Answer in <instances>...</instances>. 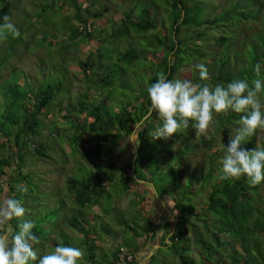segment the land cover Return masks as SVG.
Segmentation results:
<instances>
[{
	"label": "trees",
	"instance_id": "trees-1",
	"mask_svg": "<svg viewBox=\"0 0 264 264\" xmlns=\"http://www.w3.org/2000/svg\"><path fill=\"white\" fill-rule=\"evenodd\" d=\"M141 1L147 5L139 8ZM130 2V6L129 2L122 6V15L118 14L117 18L114 14L105 16L108 24L100 25L102 13L99 14V11L107 10V5L113 6L110 0H72L75 4L73 16L65 18L67 22L74 18L76 26L70 27V33L65 31L69 36L67 48L79 50L82 44L91 47L85 58L75 65L84 88L77 97H72L70 93L66 71L65 83H48V78L44 76L36 84L17 79L12 84L0 85L4 97L0 111V189L7 186L10 196L24 198L20 189L36 187L28 183L31 170L25 172V165L33 166V161L36 164L39 160H50L52 153L63 151L61 144L65 141L71 151L79 150L84 156L87 153L92 156L88 164L83 162L86 173L81 181L68 179L67 194L60 198L66 210L70 206L86 210L88 221L72 216L65 218L66 224H52V228H71L80 234L79 240L62 239L61 244L83 249L84 264H120L121 248L133 256L131 264H137L139 247L135 239L157 237L146 210H150L153 199L161 198L172 202L175 219L164 224L158 248L155 249L157 252L168 249L178 264H264V184L252 186L246 177L218 179L222 167L220 161L225 154L223 145L227 147L231 135H235L241 114L230 112L227 116H217L208 141L203 135L195 136L191 127L174 135L173 141H157L151 133L161 121L158 114L151 111L147 92L160 72H164L169 80L189 79L193 83L212 86L226 85L234 79L247 80L250 85L256 79L264 80V67L259 76L255 72L257 63L264 65V0ZM118 4L114 13L120 12ZM10 7L9 1L0 0V25L4 23L3 17L8 15ZM164 20L169 21L171 26L169 33H163L161 37V31L165 29ZM42 39L45 42V38ZM138 44L143 57L135 50ZM123 46L126 47L123 49ZM63 48L60 49L67 52V48ZM158 50L162 51L160 58L157 57ZM141 59L148 61L152 75L145 81H139L137 86L134 83L129 89H125L124 85L119 88L115 78L124 77V67ZM197 63L207 67L208 81L199 79V73L194 68ZM63 88L65 98L60 97ZM130 91L133 100L113 111L112 108L117 107L112 102L116 93L120 92L119 97H126L132 94ZM260 98L264 103V93ZM65 99L69 105L63 108ZM185 131L192 140L188 149H183L186 154L203 148L206 155L201 158L202 163L196 161L189 167L186 181L174 177V170L169 167L163 177L164 188H161L152 182L157 171H152V165L158 171L165 166V160L172 156L179 140L187 139L183 136ZM263 134L258 139V131L242 147L264 149ZM129 150H132L131 156ZM200 164L205 166L204 171L199 169ZM111 171L116 173L118 181L126 179L130 182L124 189L125 195L137 194L138 180L145 181L153 192L152 197H147L146 192L141 193L148 199L144 202V212L140 210V229L126 227L131 231L135 245L125 243L124 239L120 242L111 240L109 232L102 225L99 228L90 214L92 208L100 209V201L109 195ZM198 172L201 173L202 185L195 190ZM184 173L182 170L179 176ZM206 188L209 191L205 194ZM196 195L203 196L204 203L200 207L195 205L196 210H193L185 200L191 202ZM129 204L135 205L133 200H129ZM108 214L107 209H103L99 218L106 219ZM12 228L19 230L18 226ZM47 228L51 229L48 225ZM33 233L38 239L41 236L36 225ZM46 240L41 251L38 245H34L38 255L60 245L56 239ZM236 245L240 250L236 249ZM193 249L199 252V261L191 257ZM154 258L152 253L144 264H151Z\"/></svg>",
	"mask_w": 264,
	"mask_h": 264
},
{
	"label": "rangeland",
	"instance_id": "rangeland-1",
	"mask_svg": "<svg viewBox=\"0 0 264 264\" xmlns=\"http://www.w3.org/2000/svg\"><path fill=\"white\" fill-rule=\"evenodd\" d=\"M6 1H9L11 4L7 16L19 30L22 28V35L18 38H13L9 35L7 39H0V85L12 84L16 82L17 79L18 81L24 79L30 80L36 84L39 79L43 80L44 76L49 79L46 80L49 81L48 83L54 84L58 81L65 83L64 73L66 71L69 81L68 87L72 97H77L78 94L83 93L84 88L81 83V77L77 73L75 65L79 60L85 58L87 51H89L91 47L89 45L82 44L79 50L75 49V51H73L72 48H67L69 36H67L65 31L70 33V27L74 28L76 26L74 18L70 20V22H67V19H70L73 16L71 14L75 4L72 3V0ZM110 2L113 6L108 7L107 5V10L103 12L102 10L99 11V14L102 13L101 20L99 22L100 25L108 24V19L106 17H110L114 14V17L117 18L119 15H122V6H125L128 2V6H130L131 3L130 0H110ZM210 2L217 3V0H210ZM117 4L120 12L114 13ZM146 5L147 4L145 2L141 1L139 3V8ZM65 17H67V19ZM164 23L165 29H162L161 31V37L164 35L163 33H169L170 31L171 24L169 21L164 20ZM111 26L112 24L109 25V27ZM26 28H28V30H26ZM43 37L45 38V42H43ZM142 41L143 40L140 39V42ZM139 44L137 47L135 46V50L143 57L141 49H138L140 46ZM126 46H123V49ZM60 48L65 49L67 52H63ZM162 49L164 50L163 47ZM160 54H162V51L158 50V58H160ZM124 69L126 71L124 77L119 76V78H115L116 84L119 88L121 85H124L125 89H129L130 85H134V83L137 86L139 81H145L146 78L152 75L151 72H149L150 69L148 61L146 62L144 59L125 66ZM41 80L40 82L42 83ZM1 87L2 86H0V111L2 110V105L4 103ZM63 91L64 88L60 93V97L65 98L66 95ZM130 92L132 93V91ZM118 93L120 92H117L112 100L113 105L117 106L112 108L113 111H118L122 106H125L133 100V93L127 94L126 97H119ZM67 105L69 104L67 103V99H65V102L61 107L64 106L63 108H65ZM61 128L63 127L61 126ZM186 132L187 131L183 133V136L187 139L183 138L179 140L175 146V150H173L172 156L165 160L166 164L164 165L167 167L163 166L159 169L160 171H158V169H156L157 167L152 165V171L157 170V174L155 172V177L152 179V182L155 185L157 184L159 187L164 188L163 177L169 167L174 170V177L186 181L189 178V176H187L190 173H187L190 169L189 167H191L196 161L202 163L201 158L206 155L203 148L196 149L192 153L190 152L187 154V151L183 150L185 148L188 149V146L192 141ZM210 132L211 129L206 134H202L206 141L209 140ZM262 134L263 131H260L258 139L261 138ZM173 139L174 138L172 137L169 140L173 141ZM1 141L2 139H0V142ZM44 141L46 142L48 140ZM152 141L154 142V140ZM152 141H150V145L153 144ZM122 144L125 143L123 142ZM129 144L132 147V143L130 142ZM61 146L63 147V151L59 153H52L50 160L44 162L39 160L36 164L33 161L31 162L33 166L28 164L25 165V168H27L25 169V172L26 170H31L28 177V183L31 185L34 184L36 187L30 186L28 188L27 186V191H23L24 198H19V200L22 201L23 206L26 209L25 219L32 220L36 227H38L41 231V236L39 237L41 244H38L37 246L40 251L43 248L42 243H45V241H47L46 239H56L59 244L62 243V239H69L72 242L80 239V234L75 232L73 229H63L60 227L56 230L52 228V224H66L65 218H71L72 216L87 220L85 218L86 210H81V208L76 206L67 207L68 210H66V208L61 204L60 198H64L67 194L66 187L68 179L72 178L81 181L82 176L86 173L84 167L82 166L83 162L88 164L91 161L92 156L88 153L84 156L82 151L80 152L79 150L77 152L71 151L65 141H63ZM88 149L87 151H89ZM128 154L131 156L132 150H129ZM183 156L184 161L181 165L180 161ZM76 159L78 161H76ZM199 169L204 171L205 166L200 164ZM182 170H184L185 173L182 176H179L182 173ZM216 174L217 172L214 171L215 176ZM109 175V178H111L109 195H107V199L100 201L101 208H92L90 210V214L94 216V220L99 228L102 225V227L109 232V236L112 237L111 240L117 241L118 239H124L125 243L135 245L132 233L126 227L140 229L142 222V216H140L142 215V212H140V210L143 211L146 208L144 203L146 199H148L146 196L152 197L153 192L145 181L138 180L139 187L136 188H139L140 191L137 190V194L125 195L126 191L124 189L128 188L127 186L130 182L126 181V179L118 181L115 178L117 176L116 173L112 171ZM138 177L141 176L139 175ZM167 177L170 176L167 174ZM147 179L150 180L151 178L147 177ZM195 182V190H198L202 185L200 172L197 173ZM208 191L209 189L206 188L205 194ZM142 192H146L147 195H141ZM129 200H133L135 205L133 206V204H129ZM152 203L153 204L150 210L147 209L146 211L149 212L148 217L151 219L153 225L158 228L157 230L159 233L162 232L166 222L173 221L175 219V213L172 212V202H170L168 198H161L160 200L153 199ZM185 203L187 205L190 203L189 206H191L193 210H196L195 205L198 207L203 206V196L196 195L191 199V202L185 200ZM103 209H107L109 212L106 219L99 218ZM80 211L81 215L79 214ZM65 212L68 213L65 214ZM99 214L100 216L95 217V215ZM159 220L161 221L159 222ZM191 221H194V219H191ZM18 224L19 222L15 221V223L11 224V226L17 227ZM47 225L51 227V229L47 228ZM235 247L237 250H240L238 245ZM152 253L155 258L151 261V264H178L176 258L168 252V249H163L159 252L153 250ZM190 255L196 261H199L200 256L197 250L193 249Z\"/></svg>",
	"mask_w": 264,
	"mask_h": 264
},
{
	"label": "clouds",
	"instance_id": "clouds-1",
	"mask_svg": "<svg viewBox=\"0 0 264 264\" xmlns=\"http://www.w3.org/2000/svg\"><path fill=\"white\" fill-rule=\"evenodd\" d=\"M0 25V39L20 36L19 29L5 15ZM264 67L255 65L257 76ZM201 81L210 79L205 64L194 65ZM151 111L158 114L161 124L151 133L154 140L170 139L191 127L195 136L206 134L214 125L216 117L230 112L241 114L235 135H231L225 154L220 161L218 179L238 180L246 177L252 186L264 184V149H246L242 144L258 131H264V80L256 79L250 85L247 80L234 79L212 86L193 83L189 79H167L164 72L147 89ZM24 192L26 188L20 189ZM7 186L0 189V264H84L85 252L75 246L60 244L50 252L38 255L34 245L40 240L33 233L35 224L25 219L26 209L21 200L8 194ZM19 222L15 231L11 221Z\"/></svg>",
	"mask_w": 264,
	"mask_h": 264
},
{
	"label": "crops",
	"instance_id": "crops-1",
	"mask_svg": "<svg viewBox=\"0 0 264 264\" xmlns=\"http://www.w3.org/2000/svg\"><path fill=\"white\" fill-rule=\"evenodd\" d=\"M159 213H161V212H159ZM95 216H100V214L99 215H95ZM150 221H151V219H150ZM160 221L161 220H159V222ZM169 222H171V221H169ZM152 225H153V223H152ZM155 229H156L157 237L156 238H151V239H156V240L147 239L144 236L135 239L136 244L139 247L138 248V252L136 254V258L138 260L136 262L137 264H144L145 261L147 260V258L152 254V251L158 248V239H159V236L162 235L163 230H162V232L158 233V230H157L158 228L155 227ZM103 239H105V238H103ZM117 241L120 242L121 239H118Z\"/></svg>",
	"mask_w": 264,
	"mask_h": 264
},
{
	"label": "built area",
	"instance_id": "built-area-1",
	"mask_svg": "<svg viewBox=\"0 0 264 264\" xmlns=\"http://www.w3.org/2000/svg\"><path fill=\"white\" fill-rule=\"evenodd\" d=\"M119 259H120V264H131L133 261V256L129 254L125 249H120L119 253Z\"/></svg>",
	"mask_w": 264,
	"mask_h": 264
}]
</instances>
